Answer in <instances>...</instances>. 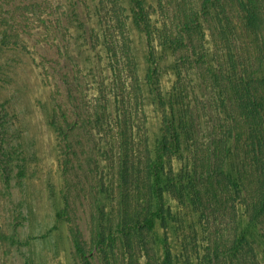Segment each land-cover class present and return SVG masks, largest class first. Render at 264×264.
Segmentation results:
<instances>
[{
    "label": "rangeland",
    "instance_id": "obj_1",
    "mask_svg": "<svg viewBox=\"0 0 264 264\" xmlns=\"http://www.w3.org/2000/svg\"><path fill=\"white\" fill-rule=\"evenodd\" d=\"M112 2L124 34L99 40L98 0H0L8 131L0 156V264H80V247L92 264H128L131 254V264H171L169 256L185 264L240 262L215 254L233 241L232 217L241 216L246 196L229 180L227 198L207 195L216 179L213 145L224 133L214 127L226 125L218 121L228 113L209 61L225 36L210 18L198 21L200 0H146L145 30L130 16L137 0H110L105 12L117 9ZM74 5L80 18L69 21ZM210 10L221 15L220 6ZM69 35L77 39L67 47ZM128 57L138 72V109L120 87ZM182 83L190 116L179 151L166 155L161 196L153 195L150 164L165 137L159 93ZM140 144L145 157H132ZM124 207L131 218L119 226ZM150 207L162 216L152 232L139 231L131 219ZM259 230L264 235V221Z\"/></svg>",
    "mask_w": 264,
    "mask_h": 264
},
{
    "label": "trees",
    "instance_id": "obj_2",
    "mask_svg": "<svg viewBox=\"0 0 264 264\" xmlns=\"http://www.w3.org/2000/svg\"><path fill=\"white\" fill-rule=\"evenodd\" d=\"M137 1V5H135L130 16H132L135 23H138V26L145 30L148 18L142 12L141 6L146 0ZM200 1H203V4L202 10L198 13V21L202 18L200 22H208L210 18V21L212 20L218 24L220 32L225 36L222 40L225 44L220 47V55L215 57L219 49H214L211 52V55L213 54L212 61H209V63L217 69L215 80L220 86L222 102L228 112L225 120L219 119L218 121H225L226 125L221 126L220 124L214 127L218 134H221L222 131L224 133L219 135L220 137L215 140L213 145L215 147L213 155L216 156L213 166L214 169L216 168V179L213 187H206V189L209 188L207 195L213 190L214 197L221 193L227 198L228 187H225L224 183L229 180L233 183L235 191L246 196L245 208L241 216L232 217L234 221L232 228L233 241L230 242L229 246L226 245L224 250H217L219 254L216 253L215 255L220 257L222 254L225 258L238 257L240 262L235 264H246L248 258L249 264H264V235L259 233V225L264 221V123L262 119V116L264 117V0ZM109 2L110 0H98L101 15V18L97 21L99 24L97 29L99 40L106 38L107 32L109 35L112 33L114 36H116V32L124 34L122 29V21L124 20L121 19L119 7L117 8L119 5L112 2V7L117 9L104 11ZM217 6H220V16L211 14L213 11L210 9ZM69 13V21L80 18L75 5ZM76 39L73 35H69L68 41H64V46L69 47ZM162 48V53H164L166 48L165 46ZM124 66V70H121L122 78L120 77V81L122 82L120 87L124 88L125 97L129 99L130 107L134 109L135 105V108L138 109L140 108L138 104L140 103V93L135 87L138 72L133 68L130 57L126 58ZM256 75H261L259 77L260 81L258 79L255 81ZM185 90V85L182 83L176 85V87L174 86L172 93H167V96L163 97L159 93L160 102L162 103H159L158 108L160 109V121L165 137L158 142L154 152L156 160L150 164L153 173V195H160L162 192L160 186L166 155L171 152L177 153L181 145L180 130L184 129L182 122L185 120L184 116L189 114L188 106L186 108ZM259 110L263 111L260 113L261 116ZM126 115L131 119L130 115L127 113ZM126 115L123 125L125 129L130 128L132 124L127 121L128 117ZM6 123L7 109L0 101V156L5 150L4 141L8 137ZM218 128L221 132L217 131ZM141 146L142 144L131 151L132 157L139 159L145 157ZM147 147L148 145L145 149ZM147 151L152 154L150 149H146ZM123 158H126L125 151L123 152ZM207 160L209 161V158ZM228 163L231 165L229 174L224 170V166ZM208 165L210 168L211 162ZM140 174V171L135 174L137 181ZM122 176L123 178L126 177L125 173L122 172ZM251 178L254 185L249 183ZM132 196L136 195L133 194ZM220 201L222 202V199ZM148 202L149 199L146 201L147 205ZM129 207L131 208V206ZM123 210L124 215L119 220V226L121 223H123V226H127L129 224L127 222L129 221L128 218H131L125 207ZM161 216V213L150 207V212L148 211L143 215L139 214L131 221L137 223L139 231L145 230L150 233L155 228L156 218ZM124 235L130 236L131 233L126 232ZM78 252L80 253V264H92L86 250L80 247ZM145 252L146 255H150L148 248L145 249ZM170 257L171 264L186 263L185 259H182V263H179L181 257ZM131 260L132 254L128 257V264H131Z\"/></svg>",
    "mask_w": 264,
    "mask_h": 264
}]
</instances>
